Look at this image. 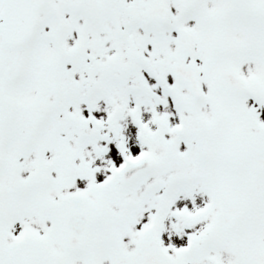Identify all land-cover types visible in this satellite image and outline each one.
<instances>
[{
    "label": "snow or ice",
    "instance_id": "6c2138e0",
    "mask_svg": "<svg viewBox=\"0 0 264 264\" xmlns=\"http://www.w3.org/2000/svg\"><path fill=\"white\" fill-rule=\"evenodd\" d=\"M0 264H264V0H0Z\"/></svg>",
    "mask_w": 264,
    "mask_h": 264
}]
</instances>
